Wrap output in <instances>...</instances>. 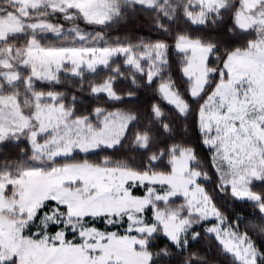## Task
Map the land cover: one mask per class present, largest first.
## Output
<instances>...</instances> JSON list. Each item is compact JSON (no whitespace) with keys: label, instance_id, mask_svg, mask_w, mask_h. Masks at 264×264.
<instances>
[{"label":"snow or ice","instance_id":"snow-or-ice-1","mask_svg":"<svg viewBox=\"0 0 264 264\" xmlns=\"http://www.w3.org/2000/svg\"><path fill=\"white\" fill-rule=\"evenodd\" d=\"M0 264H264V0H0Z\"/></svg>","mask_w":264,"mask_h":264}]
</instances>
